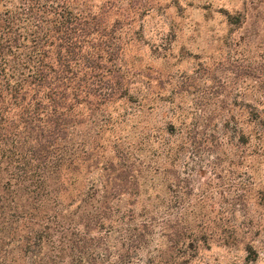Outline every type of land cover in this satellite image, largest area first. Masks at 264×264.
Wrapping results in <instances>:
<instances>
[{
	"label": "rangeland",
	"instance_id": "obj_1",
	"mask_svg": "<svg viewBox=\"0 0 264 264\" xmlns=\"http://www.w3.org/2000/svg\"><path fill=\"white\" fill-rule=\"evenodd\" d=\"M23 1L0 0V18L7 8L14 10ZM77 3L96 25L92 43L107 52L100 71L106 85L118 90L108 99L95 95L94 105L81 107L84 121L80 120L72 139L80 144L79 168L90 172L69 188L81 194L92 174L112 179L107 174L137 169L136 157L149 162L151 149L158 148L163 138L174 139L167 132L174 125L184 131L188 142L183 174L187 241L184 256L176 247L168 253L172 255L168 264H183L188 256L191 259L186 264H264V151L256 147L255 137L248 143L237 142L255 124L264 131V0ZM3 23L0 69L9 60L7 66L18 70V55L23 50L15 48L21 41L11 42L14 58L3 36ZM23 116L21 109L12 108L0 121V183L11 180L14 193L21 188V197L15 195L16 200L7 189L2 194L18 212L31 210L37 202L29 189L38 190V173L26 176L23 169L39 163L32 159L36 142H30L28 134L42 139L41 131L30 128ZM196 125L199 129L194 133L191 129ZM219 136L225 143L224 152L218 148ZM144 139L147 146H142ZM84 142L90 145L86 155ZM110 162L114 165L110 170L99 166ZM113 180L116 191L121 192L123 185L129 191L135 189L132 178L126 184ZM50 183L53 186V180ZM162 185L159 190L165 192ZM122 198L123 208L134 205L132 195ZM145 198L143 194L141 201ZM140 205L134 206L137 211ZM105 220L116 223L105 232L113 253L120 251L131 262L147 263V250L138 251L129 240L132 225L142 228L147 219ZM162 230L155 227L156 239ZM194 239L195 247L188 248Z\"/></svg>",
	"mask_w": 264,
	"mask_h": 264
},
{
	"label": "trees",
	"instance_id": "obj_2",
	"mask_svg": "<svg viewBox=\"0 0 264 264\" xmlns=\"http://www.w3.org/2000/svg\"><path fill=\"white\" fill-rule=\"evenodd\" d=\"M31 1L24 0L14 10L7 8L0 18V26L1 20L5 22L2 32L13 57L15 50H23L22 56L18 55V70L7 66L9 60L0 69V121L5 112L19 108L25 123L41 131V140L28 134L30 142H36L31 157L39 163L23 169L26 176L38 173L39 188L29 189L37 199L32 209L18 212L2 194L6 189L14 193V184L11 180L0 183V264H168L167 258L172 256L168 253L176 247L184 256V219L188 215L184 212V153L188 150L184 131L171 125L167 132L174 139L163 138L158 148L151 149L149 162L136 157L137 169L107 174L112 179L92 174L84 191L74 193L69 185H76L79 176L90 172L79 168L80 144L72 139L82 120L80 109L94 105L95 95L111 98L118 87L107 86L100 72L103 53L107 52L92 43L96 25L90 23V13L78 6V0ZM19 41L14 50L11 42ZM125 91L129 93L127 87ZM252 117L257 123L255 111ZM257 126L247 135H239L237 142L248 143L255 137L256 147L264 151V131ZM198 129L196 125L191 130L195 133ZM221 138L218 148L224 152ZM83 144L86 155L90 145ZM147 144L144 139L142 146ZM25 164L28 166L29 161ZM99 166L103 170L114 168L112 162ZM130 178L136 185L134 190L129 191L126 185L121 192L114 190L113 179L126 184ZM161 184L165 192H160ZM20 189L14 193L15 199L21 197ZM143 194L146 198L141 201ZM123 195H132L134 205L123 208L119 204ZM139 202L137 211L134 206ZM105 219H147L142 228L132 225L129 239L138 251L147 250V263L131 262V257L127 259L120 251L113 253L105 232L116 223ZM156 226L163 229L159 239L155 238ZM194 242L189 241L188 248L195 247ZM190 259L185 257L183 264Z\"/></svg>",
	"mask_w": 264,
	"mask_h": 264
}]
</instances>
